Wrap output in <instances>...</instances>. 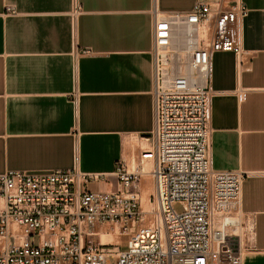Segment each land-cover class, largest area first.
<instances>
[{
  "label": "crops",
  "instance_id": "obj_1",
  "mask_svg": "<svg viewBox=\"0 0 264 264\" xmlns=\"http://www.w3.org/2000/svg\"><path fill=\"white\" fill-rule=\"evenodd\" d=\"M79 1L73 23L72 0H0V174L74 164L107 173L138 157L154 125L153 10L240 1L245 61L212 57L210 158L214 169L246 173L244 264H264V0Z\"/></svg>",
  "mask_w": 264,
  "mask_h": 264
},
{
  "label": "built area",
  "instance_id": "obj_2",
  "mask_svg": "<svg viewBox=\"0 0 264 264\" xmlns=\"http://www.w3.org/2000/svg\"><path fill=\"white\" fill-rule=\"evenodd\" d=\"M82 11L72 0L73 23ZM247 11L240 1L153 10L150 146L140 149L136 167L120 159L107 173L77 164L1 173L0 264H244L252 237L241 210L246 173L211 166L210 84L216 52L245 61ZM146 174L153 192L143 208ZM102 233L118 241L105 242Z\"/></svg>",
  "mask_w": 264,
  "mask_h": 264
},
{
  "label": "bare ground",
  "instance_id": "obj_3",
  "mask_svg": "<svg viewBox=\"0 0 264 264\" xmlns=\"http://www.w3.org/2000/svg\"><path fill=\"white\" fill-rule=\"evenodd\" d=\"M146 146V145H145ZM149 147V146H148ZM144 148V147H143ZM134 157V156H133ZM133 166H135L136 167V159L134 158V160H133ZM142 165H143V168H144V171H150L151 170V163H150V161H143V163H142ZM146 175H148L149 177L151 176V174H146ZM150 186H152L151 184H149ZM145 186H147L146 184H145ZM144 186V187H145ZM146 188V187H145ZM150 188V187H149ZM145 191V193L143 194L144 196H143V202H144V205L146 206V207H148L149 206V198H150V193H149V189H145L144 190ZM102 240L103 241H105V242H108V243H111V242H117L118 240L117 239H115L111 234H106V233H102Z\"/></svg>",
  "mask_w": 264,
  "mask_h": 264
},
{
  "label": "rangeland",
  "instance_id": "obj_4",
  "mask_svg": "<svg viewBox=\"0 0 264 264\" xmlns=\"http://www.w3.org/2000/svg\"><path fill=\"white\" fill-rule=\"evenodd\" d=\"M133 146H135V144H133ZM134 156V157H133ZM126 158H127V160H128V163H129V165H130V167L132 168V167H135V166H133L134 164H133V160H134V158L136 159V161H137V154H136V152H134L133 151V154L132 153H128L127 154V156H126ZM137 163V162H136ZM151 163V162H150ZM142 183H143V188H142V207L144 208L145 207V205H144V202H143V194L145 193V189H149V193H150V195L152 194V192H153V180H152V177L150 176H148V175H146V176H144V180L142 181ZM145 184L147 185V186H145ZM149 184H151L152 186H150ZM146 188H145V187ZM91 187L93 188V189H98L99 188V184H97V183H94V184H91ZM150 187V188H149ZM144 192V193H143ZM123 249H124V247H123Z\"/></svg>",
  "mask_w": 264,
  "mask_h": 264
}]
</instances>
